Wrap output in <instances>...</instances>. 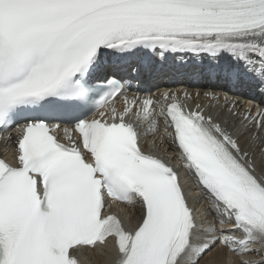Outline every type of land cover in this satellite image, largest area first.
<instances>
[{"label":"snow or ice","instance_id":"snow-or-ice-1","mask_svg":"<svg viewBox=\"0 0 264 264\" xmlns=\"http://www.w3.org/2000/svg\"><path fill=\"white\" fill-rule=\"evenodd\" d=\"M140 49L226 53L264 85V0H0V128L18 132L15 162L0 159V264H80L78 250L109 239L114 264H200L217 244L235 264H264L254 247L264 246V169L237 139L175 92L115 106ZM105 50L117 60L102 64ZM241 117L264 129V109ZM159 118L208 193L211 222L197 218L178 172L142 150L138 126L155 131ZM52 121L68 123L66 142ZM114 203L139 205L131 228Z\"/></svg>","mask_w":264,"mask_h":264},{"label":"bare ground","instance_id":"bare-ground-1","mask_svg":"<svg viewBox=\"0 0 264 264\" xmlns=\"http://www.w3.org/2000/svg\"><path fill=\"white\" fill-rule=\"evenodd\" d=\"M191 82H194L192 80ZM196 87L199 89V91H202L201 85L196 82ZM182 88L185 89L187 93H191L193 96L192 90H190L186 84L182 86ZM170 92V91H169ZM211 93L216 95L218 93V90H211ZM200 97V96H199ZM219 102L222 103L223 107L221 111L223 112L225 109H228L231 102L234 100V98L231 99H223L222 97L218 98ZM234 107L232 108V112L237 113V115L233 116L232 113H229L227 116V121L228 123H233V129L236 131H241L243 128V122H242V117L241 114L244 113L246 110L244 106L242 105L241 102L237 101L234 104ZM216 107L214 109V113L217 111ZM225 119V117H223ZM259 132L258 138L257 139H252L251 133L254 132ZM151 138L155 139L156 142H159V148L161 150H167L169 152H172V145L170 140L165 137L162 133L159 131H155L151 134ZM240 139L242 141V145L245 146L246 151H249L254 155V158L256 159L258 170L261 172L262 169H264V152H261V148H264V129L257 130L255 125L250 126L247 128L246 133H242L240 135ZM259 143V147H257V142ZM6 145V150H11L13 146V135L10 139H7L5 142ZM175 154V153H174ZM199 191H193L192 194H197ZM116 212L118 213L119 216L122 218L124 217L126 222V229L131 228L134 225V221L136 218L139 216V205L137 204H120ZM206 218V217H205ZM214 218V215L211 214L209 217H207V220H212ZM261 248V251L263 252L262 249H264V246L259 245ZM88 251V255L90 256V263L91 264H109L111 261V252H110V247L108 244H105L103 246L97 247L95 250H89L85 249ZM229 258L233 261V264H235V261L239 259V257L233 256L232 253L228 251V249L220 244H217L211 251L206 252L204 256L200 259V264H229ZM251 259H259L257 256L251 257Z\"/></svg>","mask_w":264,"mask_h":264},{"label":"rangeland","instance_id":"rangeland-1","mask_svg":"<svg viewBox=\"0 0 264 264\" xmlns=\"http://www.w3.org/2000/svg\"><path fill=\"white\" fill-rule=\"evenodd\" d=\"M91 264V263H90Z\"/></svg>","mask_w":264,"mask_h":264}]
</instances>
